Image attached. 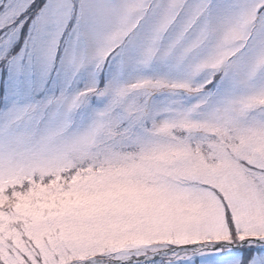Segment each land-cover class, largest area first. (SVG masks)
Here are the masks:
<instances>
[{
    "label": "snow or ice",
    "instance_id": "1",
    "mask_svg": "<svg viewBox=\"0 0 264 264\" xmlns=\"http://www.w3.org/2000/svg\"><path fill=\"white\" fill-rule=\"evenodd\" d=\"M0 264H264V0H0Z\"/></svg>",
    "mask_w": 264,
    "mask_h": 264
}]
</instances>
